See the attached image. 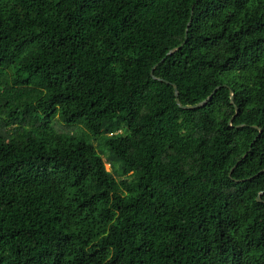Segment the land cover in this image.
I'll list each match as a JSON object with an SVG mask.
<instances>
[{
	"label": "trees",
	"instance_id": "16d2710c",
	"mask_svg": "<svg viewBox=\"0 0 264 264\" xmlns=\"http://www.w3.org/2000/svg\"><path fill=\"white\" fill-rule=\"evenodd\" d=\"M262 192L264 0H0V264H264Z\"/></svg>",
	"mask_w": 264,
	"mask_h": 264
},
{
	"label": "rangeland",
	"instance_id": "374dc122",
	"mask_svg": "<svg viewBox=\"0 0 264 264\" xmlns=\"http://www.w3.org/2000/svg\"><path fill=\"white\" fill-rule=\"evenodd\" d=\"M58 122L55 120L51 123V127L52 128H56V126L61 129L64 130L66 132H69L71 134H76L79 138H83L85 140H87L89 143H91L96 149L97 151L102 154L103 158L107 157V151H105V147H104V138H95L93 137L92 133L89 132L86 127L84 126L83 122H79L77 124L74 125H66V124H61L60 127L57 125ZM107 170L112 171V168L110 167V165H106ZM117 179H119V176H116Z\"/></svg>",
	"mask_w": 264,
	"mask_h": 264
},
{
	"label": "water",
	"instance_id": "95a60500",
	"mask_svg": "<svg viewBox=\"0 0 264 264\" xmlns=\"http://www.w3.org/2000/svg\"><path fill=\"white\" fill-rule=\"evenodd\" d=\"M193 14H194V10H193ZM192 22H193V19H191V22H190V24H189V28H190V26L192 25ZM189 28H188V30H187V34L189 33ZM182 47H183V45H182L181 47H179V48H176V49L172 50V51L169 53V55H173V54L177 53ZM165 60H166V59H165ZM165 60H163V62H164ZM155 70H156V68H154L153 71H152V77H153L156 81H161V82H162V80H159L158 78H156V76H155ZM217 90H218V89H217ZM217 90L214 91L213 95L210 96L205 102H203V103H201V104H199V105H197V106H187V107H182V106H181V101H180L179 89H178L177 86H175V91H176V97H177L178 105L180 106L181 109H183V110H185V111H194V110H197V109H200V108L206 106V104H207V103L213 98V96L216 94ZM231 96H232V102H231V104L234 106L235 103H234V100H233V95H231ZM237 111H238V110H237ZM233 120H234V118H233ZM233 120H232V121H233ZM255 128H257V127H255ZM255 141H256V140H255ZM251 147H252V146H251ZM250 149H251V148H250ZM249 151H250V150H249ZM249 151H247L245 154H243L242 158H245V157L248 155ZM236 166H237V164L232 168V170H233ZM263 195H264V192H262V193H261V196L259 197V201H260V202H263V199H262V196H263Z\"/></svg>",
	"mask_w": 264,
	"mask_h": 264
}]
</instances>
